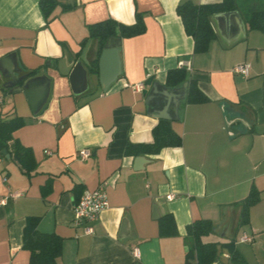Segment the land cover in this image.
<instances>
[{"label":"crops","instance_id":"0c3cea01","mask_svg":"<svg viewBox=\"0 0 264 264\" xmlns=\"http://www.w3.org/2000/svg\"><path fill=\"white\" fill-rule=\"evenodd\" d=\"M56 1L46 21L40 0H0V121L23 120L13 138L35 161L27 175L10 155H0V264H29L22 248L29 217L40 219L39 232L61 239L58 264H185L186 227L197 220L213 224L204 238L219 248L211 264H236L223 248L230 242L244 264H264V35L248 30L237 12L216 15L210 19L215 39L205 53L194 54L177 6L224 0ZM137 13L145 31L121 39L120 76L103 92L98 65L91 74L83 63L88 88L74 94L60 69L82 56L89 64L95 59L97 42L85 40L88 27L109 19L131 25ZM179 62L190 64L184 70L208 101H185L179 119L168 121L181 147L139 155L136 149L153 142L159 122L149 113L145 81L153 76L165 87H180L166 85ZM242 64L249 66L247 77L234 71ZM31 71L38 72L30 78L49 80L36 114L25 94L8 86L11 73ZM81 150L91 153L85 161L78 158ZM102 183L108 208L86 235V224L74 223L73 206ZM253 187L260 201L248 225L237 228L239 202ZM166 215L177 235L161 236L159 220ZM244 234L253 241L241 243Z\"/></svg>","mask_w":264,"mask_h":264},{"label":"trees","instance_id":"16d2710c","mask_svg":"<svg viewBox=\"0 0 264 264\" xmlns=\"http://www.w3.org/2000/svg\"><path fill=\"white\" fill-rule=\"evenodd\" d=\"M39 6L46 21L58 6L56 0H40ZM71 6H64V10ZM226 12H237L243 18L247 29L257 31L264 35V0H224L220 3L207 5H194L192 3H181L176 8L184 31L194 42V54L205 53L211 41L215 39V33L210 23L213 16ZM145 25L141 14L135 15V21L131 25H123L114 20H106L88 27V36L85 40H95L97 51L95 59L90 63V71L97 74L98 57L103 49L105 41L110 38L126 39L143 34ZM38 71H31L34 75ZM188 82L187 100L188 104H199L208 101L207 97L198 89L194 80L188 78L184 69H175L167 73L166 85L169 87L180 86ZM23 126L21 118H11L0 121V155L5 150L11 159L19 165L25 174L30 175L35 167V161L29 149L21 146L14 138L13 133ZM153 142L149 145L139 146L136 153L139 155H156L161 150L169 147H181V138L174 133L170 123L159 120L152 130ZM76 190V189H75ZM79 199V198H78ZM78 201V200H77ZM260 193L254 187L247 197L239 202L240 214L237 228H242L249 223L250 209L259 203ZM38 217H29L22 233V248L29 252V264H58L61 255L62 241L54 234L39 232ZM161 236L177 235L174 219L171 215L163 216L159 220ZM213 233V224L207 220H197L186 227L185 264H211L219 255L216 243L205 242L204 238ZM229 254L230 261L236 264H244L241 254L234 246V242L224 244Z\"/></svg>","mask_w":264,"mask_h":264},{"label":"water","instance_id":"95a60500","mask_svg":"<svg viewBox=\"0 0 264 264\" xmlns=\"http://www.w3.org/2000/svg\"><path fill=\"white\" fill-rule=\"evenodd\" d=\"M231 15L237 16L238 14L236 12H226L217 16L227 19ZM120 44V39L110 37L105 41L99 54L97 77L103 92H106L120 76L118 55ZM83 63L88 67L89 73H91L90 64L85 61L83 56L79 61L72 62L65 70L60 69L62 75L69 77L74 94L82 93L88 88V72L83 67ZM144 85L149 87L148 91L143 92L149 113L159 120H178L179 106L186 101L188 82L183 83L178 88H168L155 81L153 76H150ZM8 86L11 87L13 92L22 91L27 97L33 113L36 114L46 102L49 80L44 77L30 78L29 74L16 77L14 73H11V83ZM37 87H40V89H37ZM2 154L8 157L5 150L2 151ZM141 159L138 158L136 161L141 162Z\"/></svg>","mask_w":264,"mask_h":264},{"label":"built area","instance_id":"2783aa9c","mask_svg":"<svg viewBox=\"0 0 264 264\" xmlns=\"http://www.w3.org/2000/svg\"><path fill=\"white\" fill-rule=\"evenodd\" d=\"M179 69L190 70V64L179 62ZM234 71L245 77L249 74V66L242 64L237 66ZM135 90L141 91L143 89V84H138L134 86ZM91 153L89 150H81L78 153V158L81 161H85L90 157ZM172 196H167L170 200ZM108 208V200L105 192V183L100 184L94 191H86L79 198V200L73 206L74 223L79 225L85 223L84 233L86 235H91L93 229L90 226L91 223L98 220L101 213ZM253 239L244 234L240 238L241 243H251ZM133 256L135 259L139 258V252L137 249H133Z\"/></svg>","mask_w":264,"mask_h":264}]
</instances>
